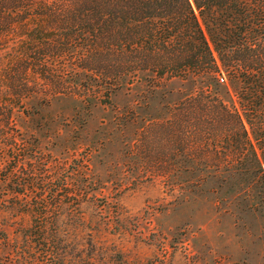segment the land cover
Wrapping results in <instances>:
<instances>
[{"label":"trees","instance_id":"16d2710c","mask_svg":"<svg viewBox=\"0 0 264 264\" xmlns=\"http://www.w3.org/2000/svg\"><path fill=\"white\" fill-rule=\"evenodd\" d=\"M5 41L15 52L0 55L1 120L8 103L106 104L145 81L171 97L154 139L171 143L174 177L202 165L189 186L212 185L225 214H246L255 193L264 202V0H0ZM48 224L24 231L17 264H62Z\"/></svg>","mask_w":264,"mask_h":264},{"label":"rangeland","instance_id":"374dc122","mask_svg":"<svg viewBox=\"0 0 264 264\" xmlns=\"http://www.w3.org/2000/svg\"><path fill=\"white\" fill-rule=\"evenodd\" d=\"M14 43H0V55L14 54ZM146 84L106 104L39 96L5 106L0 264H17L24 231L40 217L61 240L62 264H264V202L255 193L246 214L241 204L225 214L222 194L205 193L212 185L189 186L202 165L184 164L177 180L171 143L154 139L171 97Z\"/></svg>","mask_w":264,"mask_h":264}]
</instances>
